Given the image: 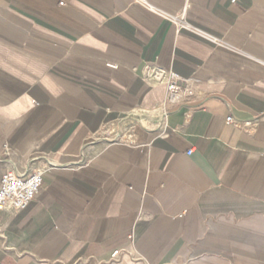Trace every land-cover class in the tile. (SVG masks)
<instances>
[{
  "label": "crops",
  "instance_id": "1",
  "mask_svg": "<svg viewBox=\"0 0 264 264\" xmlns=\"http://www.w3.org/2000/svg\"><path fill=\"white\" fill-rule=\"evenodd\" d=\"M5 171L0 264H264V0H0Z\"/></svg>",
  "mask_w": 264,
  "mask_h": 264
},
{
  "label": "built area",
  "instance_id": "2",
  "mask_svg": "<svg viewBox=\"0 0 264 264\" xmlns=\"http://www.w3.org/2000/svg\"><path fill=\"white\" fill-rule=\"evenodd\" d=\"M115 65H112L114 67ZM196 97L194 79L183 78L176 73H171L166 84L165 97L162 107L176 106L190 102ZM226 121H232L227 117ZM190 153V152H189ZM42 186V172L32 171L30 173L18 174L14 171H5L0 179V211L12 209L21 211L36 198ZM118 251L113 252L115 256Z\"/></svg>",
  "mask_w": 264,
  "mask_h": 264
}]
</instances>
